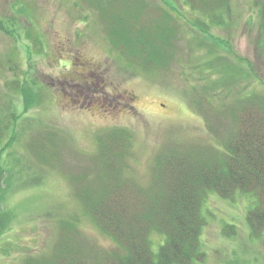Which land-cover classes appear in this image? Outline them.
Instances as JSON below:
<instances>
[{
	"label": "rangeland",
	"instance_id": "1",
	"mask_svg": "<svg viewBox=\"0 0 264 264\" xmlns=\"http://www.w3.org/2000/svg\"><path fill=\"white\" fill-rule=\"evenodd\" d=\"M28 1L31 29L17 15L16 0H0V128L5 130L0 168L6 171L0 187L9 188L6 203L15 215L0 239V264L49 255L63 221L74 222L75 229H66L85 249H118L79 196L101 182V137L128 132L119 148L124 175L148 186L165 148L212 144L223 149L233 127L225 109L264 91V0H227L217 11L221 23L219 16L213 21L214 16H204L198 0L197 8L183 0H119L111 8L123 7L122 18L137 19L136 27L152 24L168 9L169 46L163 45L158 64L148 66L130 61L113 44L107 20L91 1ZM2 23L13 34L1 29ZM93 70L100 86L87 76ZM32 83L40 98L25 110L22 88ZM90 93L100 100L90 101ZM12 110L19 117L13 118ZM236 195L212 192L203 203L206 256L194 264H264V232L251 236L246 218L253 196ZM229 225H235V234L225 230ZM153 238L157 252L163 238Z\"/></svg>",
	"mask_w": 264,
	"mask_h": 264
},
{
	"label": "trees",
	"instance_id": "2",
	"mask_svg": "<svg viewBox=\"0 0 264 264\" xmlns=\"http://www.w3.org/2000/svg\"><path fill=\"white\" fill-rule=\"evenodd\" d=\"M89 1L107 20L108 37L122 48L124 56L132 62L141 61L145 66L159 63L162 47L164 44L169 46L167 38L172 32L168 9H163L156 21L152 19V24L136 27L137 19L122 18L123 7L120 10L111 8L119 0ZM183 1L197 8L193 6L195 0ZM198 1L204 16H214L212 21L219 16V23L222 22V14L218 15L217 11L219 9L221 13L227 0ZM16 2V6H21L17 15L22 14L31 29L34 23L31 3L28 0ZM140 9L142 11V6ZM201 23L206 32L208 23L204 18ZM1 29L13 34L4 23ZM164 54L163 59H166L168 54ZM22 93L25 110L34 107L40 98L34 83L32 87L24 85ZM235 102L225 109L233 127L228 129L222 141L223 149L212 144L165 148L155 160L154 178L148 186L124 175L119 148L124 145L121 140L127 138L128 132L117 130L102 136L101 150L97 153L100 158L97 164L102 168L101 182L96 189L85 187L79 196L92 219L116 241L118 249H85L66 229L67 226L75 229L74 222L63 221L59 240L49 255H31L21 264H194L204 261L206 253L202 249V239L208 221L203 213V203L212 192L230 199L239 192L253 196L246 215L250 234L253 237L263 235L264 91L249 93ZM12 114L13 118L19 117L15 110ZM213 114L216 115V111L210 115ZM3 129L0 128V137L5 132ZM116 140L119 142L114 143ZM0 171L1 185L6 171L3 168ZM9 180L5 181L7 186ZM8 189L0 187V239L15 218L6 203ZM226 229L236 233L235 225ZM154 234L163 238L157 252L153 250ZM6 252L5 256L8 255Z\"/></svg>",
	"mask_w": 264,
	"mask_h": 264
},
{
	"label": "flooded vegetation",
	"instance_id": "3",
	"mask_svg": "<svg viewBox=\"0 0 264 264\" xmlns=\"http://www.w3.org/2000/svg\"><path fill=\"white\" fill-rule=\"evenodd\" d=\"M94 71H95V70H93V71H91L90 73H88L87 76H88V78L96 79V86H100V83H99V82H100L101 79H97L96 76H95V77L93 76ZM89 89H90V90H91V89L93 90V86H90ZM102 92H103V91H102ZM86 97H88V99H91L90 101H94L95 103H96V101H95L96 99H97V100H100V99H99V96H98V95H95V94H93V93H90V96H87V95H86ZM93 98H94V100H93ZM99 103H100V102L97 101V105H98V106H102V105H100Z\"/></svg>",
	"mask_w": 264,
	"mask_h": 264
}]
</instances>
